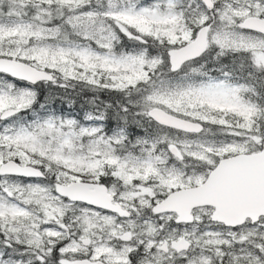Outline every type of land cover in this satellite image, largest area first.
<instances>
[{
  "label": "snow or ice",
  "instance_id": "6c2138e0",
  "mask_svg": "<svg viewBox=\"0 0 264 264\" xmlns=\"http://www.w3.org/2000/svg\"><path fill=\"white\" fill-rule=\"evenodd\" d=\"M0 264H264V0H0Z\"/></svg>",
  "mask_w": 264,
  "mask_h": 264
},
{
  "label": "trees",
  "instance_id": "16d2710c",
  "mask_svg": "<svg viewBox=\"0 0 264 264\" xmlns=\"http://www.w3.org/2000/svg\"><path fill=\"white\" fill-rule=\"evenodd\" d=\"M35 90L36 103L33 107L41 115L54 114L57 117L70 118L83 127L100 124V128L108 135L121 126L119 105L126 103L122 94L79 84L63 89L51 83H41ZM100 114L104 115L103 120L96 119ZM89 116L93 118L87 119ZM33 118L29 113L27 119ZM128 131L135 137L141 130L133 124L128 127Z\"/></svg>",
  "mask_w": 264,
  "mask_h": 264
},
{
  "label": "rangeland",
  "instance_id": "374dc122",
  "mask_svg": "<svg viewBox=\"0 0 264 264\" xmlns=\"http://www.w3.org/2000/svg\"><path fill=\"white\" fill-rule=\"evenodd\" d=\"M84 127H99L100 128V124L88 125V126H84Z\"/></svg>",
  "mask_w": 264,
  "mask_h": 264
}]
</instances>
